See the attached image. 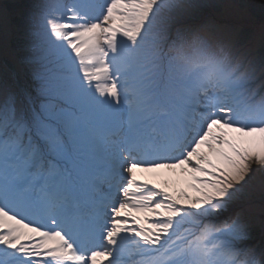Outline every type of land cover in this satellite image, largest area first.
Wrapping results in <instances>:
<instances>
[{
    "label": "snow or ice",
    "instance_id": "obj_1",
    "mask_svg": "<svg viewBox=\"0 0 264 264\" xmlns=\"http://www.w3.org/2000/svg\"><path fill=\"white\" fill-rule=\"evenodd\" d=\"M0 264H264V0L0 7Z\"/></svg>",
    "mask_w": 264,
    "mask_h": 264
},
{
    "label": "rangeland",
    "instance_id": "obj_2",
    "mask_svg": "<svg viewBox=\"0 0 264 264\" xmlns=\"http://www.w3.org/2000/svg\"><path fill=\"white\" fill-rule=\"evenodd\" d=\"M18 2H19V0H0V7L4 8V9L11 10V9H13L16 6V4ZM205 151H206V149H205ZM174 187L181 188V187H183V185L181 183H177V184L174 185ZM191 190H192L193 194L196 193L194 191V189L191 188ZM173 193H179V192L178 191H175ZM193 194H191V195H193Z\"/></svg>",
    "mask_w": 264,
    "mask_h": 264
},
{
    "label": "trees",
    "instance_id": "obj_3",
    "mask_svg": "<svg viewBox=\"0 0 264 264\" xmlns=\"http://www.w3.org/2000/svg\"><path fill=\"white\" fill-rule=\"evenodd\" d=\"M193 196H195V195H193Z\"/></svg>",
    "mask_w": 264,
    "mask_h": 264
}]
</instances>
